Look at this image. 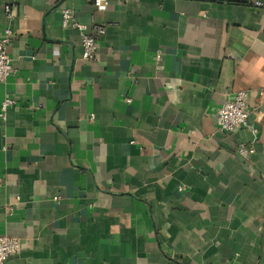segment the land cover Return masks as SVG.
I'll use <instances>...</instances> for the list:
<instances>
[{"label": "crops", "instance_id": "0c3cea01", "mask_svg": "<svg viewBox=\"0 0 264 264\" xmlns=\"http://www.w3.org/2000/svg\"><path fill=\"white\" fill-rule=\"evenodd\" d=\"M6 28L3 264H264V0H0ZM238 91L255 137L217 131Z\"/></svg>", "mask_w": 264, "mask_h": 264}, {"label": "built area", "instance_id": "2783aa9c", "mask_svg": "<svg viewBox=\"0 0 264 264\" xmlns=\"http://www.w3.org/2000/svg\"><path fill=\"white\" fill-rule=\"evenodd\" d=\"M110 0H91L94 8L97 11H106ZM255 6H260L255 3ZM9 18L12 17L10 11L5 9ZM61 24L63 27L70 26L75 29L80 37L82 54L81 59L85 62L92 63L95 61L97 45L96 39L98 36L104 34L103 27H94V33L86 32V28L73 21L72 11L64 9L61 12ZM12 38V31L9 28L4 29L0 36V84H5L7 79L12 74L11 59L7 54V47L9 46ZM161 58L160 52L156 53V61L159 62ZM247 94L245 91H238L232 99L227 98L216 111L217 131L221 133H230L239 129H247L255 137L258 134L256 128L248 123V110L246 107ZM15 105L13 99H4L0 104V116L5 118L7 110ZM93 117H91L92 120ZM237 153L241 157H249L254 153L252 144L239 145ZM57 200V198L55 199ZM21 250V243L17 239H12L0 236V264L11 256L17 255Z\"/></svg>", "mask_w": 264, "mask_h": 264}]
</instances>
